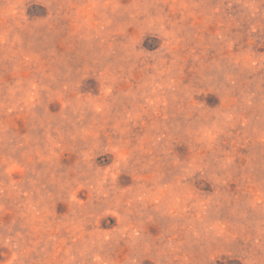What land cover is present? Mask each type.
Listing matches in <instances>:
<instances>
[{"label":"rangeland","instance_id":"rangeland-1","mask_svg":"<svg viewBox=\"0 0 264 264\" xmlns=\"http://www.w3.org/2000/svg\"><path fill=\"white\" fill-rule=\"evenodd\" d=\"M0 264H264V0H0Z\"/></svg>","mask_w":264,"mask_h":264}]
</instances>
